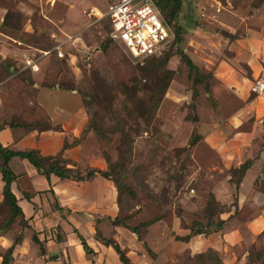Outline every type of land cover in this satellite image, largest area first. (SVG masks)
Returning a JSON list of instances; mask_svg holds the SVG:
<instances>
[{"label":"rangeland","instance_id":"374dc122","mask_svg":"<svg viewBox=\"0 0 264 264\" xmlns=\"http://www.w3.org/2000/svg\"><path fill=\"white\" fill-rule=\"evenodd\" d=\"M110 1L0 0V99L10 107L0 109V126L26 124L28 118L36 121L29 122L33 127L48 126L39 91L58 90L62 106L81 105L88 122H97L107 135L88 133V158H104L106 171L125 186L118 218L142 235L113 226L106 217L97 229L119 243L131 264H264V234L226 251L206 242L219 233V215L228 209L214 197L222 175L212 173L217 159L205 142L214 119L224 122L244 109L230 96L231 84L215 80L216 66L227 63L235 80L264 82L262 75L251 76L245 57L261 65L264 75V0H183L175 21L183 31L181 42L171 28L169 45L143 60L110 40L108 23L88 28V9H104ZM179 50L205 78L194 83L196 75ZM28 59L39 71L25 68ZM161 80L170 81L164 96ZM71 92L75 96L69 99ZM250 94L251 100L264 96ZM237 182L234 175L231 183ZM2 201L0 191V264L16 243L8 264H38L42 248L34 241L36 228L20 217L10 222L11 211ZM189 235V242L182 241ZM214 244L221 248L220 240Z\"/></svg>","mask_w":264,"mask_h":264},{"label":"crops","instance_id":"0c3cea01","mask_svg":"<svg viewBox=\"0 0 264 264\" xmlns=\"http://www.w3.org/2000/svg\"><path fill=\"white\" fill-rule=\"evenodd\" d=\"M114 1L117 0L109 3ZM88 20L91 25V20ZM245 57L252 70L251 76L260 79L262 75L264 78L261 65L251 56ZM229 68L227 63L220 62L214 70L215 80L224 85L230 83L235 89L230 96L244 105V109L230 113L224 122L214 119L212 136L209 138L207 135L205 140L217 159L212 173L222 175L213 194L218 204L228 209L219 215V233L206 238V242L216 250L225 251L244 241L254 243L264 233V96L251 100L254 83L247 78L233 79ZM35 88L39 89L37 85ZM37 94L38 104L49 116L47 128L26 130L24 127H7L0 131V142L13 151L37 150L44 157L56 156L63 151L64 159L71 162V169L106 171L108 164L104 158H88V133H84L89 120L81 105L65 104L66 108L63 107L60 101L62 92L58 90L39 91ZM70 96L75 95L71 92L67 98L71 99ZM0 104V109L10 110L2 99ZM39 105L38 111H41ZM32 121L36 122L33 118L27 120L28 123ZM66 141L70 146L64 149ZM250 161L252 165L239 184H232L234 177L225 172L237 170ZM10 168L18 177L12 191L28 224L36 228L37 239L42 245L38 264H92L75 231L96 253V264H122L116 251L104 245L97 235L99 219L114 220L119 216L118 192L114 183L101 176L84 182L63 181L52 176L50 183L28 161L20 158L12 159ZM3 187L0 178L1 194ZM54 204L62 210L54 209ZM215 238L220 240L222 249L214 244Z\"/></svg>","mask_w":264,"mask_h":264},{"label":"trees","instance_id":"16d2710c","mask_svg":"<svg viewBox=\"0 0 264 264\" xmlns=\"http://www.w3.org/2000/svg\"><path fill=\"white\" fill-rule=\"evenodd\" d=\"M153 2L155 3L156 7L158 8V10L161 12L162 16L164 17V19L166 20V22L170 25L171 28L175 29V35H176V41L179 43L181 42L182 38V29L181 28H177L175 21L178 18V15L180 13V9H181V5L183 3V0H153ZM178 55L181 57L182 61H184L186 63V65L188 66V68L190 69V71L195 73V79H194V83H198V81H200L201 79L205 78L206 75H203L199 68L194 64V62L192 61V59L186 55L183 51L179 50L178 51ZM168 62V58H166L165 62ZM172 76V74H174L173 71H169ZM172 78H170L169 80H171ZM198 80V81H197ZM169 82L170 81H160L159 85H161V96H164L168 87H169ZM60 89H64L62 86H60ZM207 91L209 92V88H206ZM69 91H75L74 87L68 88ZM88 104H90V102L88 101ZM157 108V106H153V108H151L149 110V113L154 112V110ZM33 123H20L18 124H14V123H9V124H5L4 126H0V131L4 128H14V127H24L26 130H32V129H44L47 128V126L45 125L44 127H33L32 125ZM90 132H94L95 134H97L98 136H100L101 138H107V135L104 133V131L102 130L101 127H97V122H88V125L85 129V134L90 133ZM75 143V142H74ZM73 143V144H74ZM70 146V144L68 143V141L65 142L64 145V149L68 148ZM14 158H20L23 160L28 161L38 172L39 175H42L44 177H46V179L51 183V178L52 176H56L58 178H60L63 181L66 180H73V181H92L94 178H96L97 176H101L102 178L111 181L112 183H114L117 192H118V205L119 208L121 209V203H122V195H123V190L125 189V186H123L120 181L118 179H115V177H113V175H111L108 171H101V170H95V169H88L85 172H82L81 170L78 169H71L69 167V165L71 164L70 161H67L66 159H64L63 157V151L60 152L59 154H57L56 156H49V157H44L40 154L39 151L37 150H28V151H13L10 150L9 148L5 147L1 142H0V176L1 179L4 183V187H3V201L2 203L4 205H6L10 211H11V220L10 222H13L16 218L20 217L22 219V221H24L25 223L28 221L25 218L24 212L22 210V208L19 206L18 203V199L16 198L15 194L12 191V186L13 184L17 181L18 177L12 172L11 168H10V162L12 161V159ZM252 162H247L245 164H243L239 169L234 170L232 169V173H234L235 176H238V182L235 183L236 185L239 184V182L242 180L243 176L245 175L246 171L251 167ZM234 175L232 174V176L234 177ZM233 180V179H232ZM51 194L54 195L53 191H50ZM217 202V201H216ZM54 209L56 210H62L59 208L58 204H54ZM112 223L113 226H122L125 227L127 229H129L132 233L138 235L139 238H141L142 232L140 231L139 227H135V228H130L127 226L126 224V220L125 219H119L116 218L114 220L109 219ZM97 223H99L97 221ZM154 223V221H150L148 223L143 224L142 226L144 228H147L149 226H151ZM218 228H220V226H218ZM78 237L81 239L82 241V245L84 248V251L86 253V255L88 257H90V259L92 260V264H96L94 261V257L96 256V253L94 252V250L87 244V242L85 241V239L77 232ZM205 232H198V235H202ZM264 234V233H263ZM97 235L100 238V240L103 242L104 245L106 246H111L117 253V255L119 256L120 261L122 262V264H131V260L130 258L127 256V254L123 251V249L121 248V246L119 245L118 242H116L113 239H106L104 238L99 231L97 230ZM191 239V235L186 236L185 238L182 239V241L184 242H189ZM34 241L39 244L41 247V242L35 237ZM17 245V243H16ZM16 245H13L7 252L6 257L4 258L3 264H8V262L10 261V259L13 256V252L15 250Z\"/></svg>","mask_w":264,"mask_h":264},{"label":"built area","instance_id":"2783aa9c","mask_svg":"<svg viewBox=\"0 0 264 264\" xmlns=\"http://www.w3.org/2000/svg\"><path fill=\"white\" fill-rule=\"evenodd\" d=\"M87 15L91 20L90 26L108 23L110 40L120 45L133 59L153 57L172 41L171 27L153 0H117L104 9L89 8ZM56 54L58 58H64L60 49H57ZM24 66L33 72L39 71V66L32 60L28 59ZM251 91L258 95L264 93V82L256 81Z\"/></svg>","mask_w":264,"mask_h":264}]
</instances>
